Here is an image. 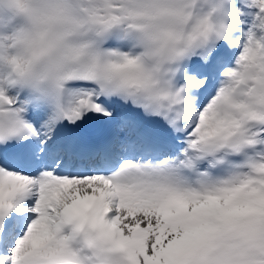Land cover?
Wrapping results in <instances>:
<instances>
[{"label": "snow or ice", "instance_id": "1", "mask_svg": "<svg viewBox=\"0 0 264 264\" xmlns=\"http://www.w3.org/2000/svg\"><path fill=\"white\" fill-rule=\"evenodd\" d=\"M0 264H264V0H0Z\"/></svg>", "mask_w": 264, "mask_h": 264}, {"label": "clouds", "instance_id": "2", "mask_svg": "<svg viewBox=\"0 0 264 264\" xmlns=\"http://www.w3.org/2000/svg\"><path fill=\"white\" fill-rule=\"evenodd\" d=\"M8 5L6 4L5 7H7Z\"/></svg>", "mask_w": 264, "mask_h": 264}]
</instances>
